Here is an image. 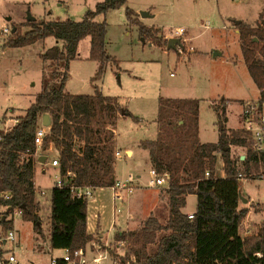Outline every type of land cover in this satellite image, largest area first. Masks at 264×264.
<instances>
[{
	"label": "rangeland",
	"instance_id": "374dc122",
	"mask_svg": "<svg viewBox=\"0 0 264 264\" xmlns=\"http://www.w3.org/2000/svg\"><path fill=\"white\" fill-rule=\"evenodd\" d=\"M101 1L0 0V22L11 27L19 25L24 33L31 29L26 24L29 15L82 21ZM128 8L136 22L129 19ZM142 12L148 16L143 17ZM104 19L107 21V49L114 59L107 63L101 80L97 79L100 64L90 58L91 37L83 39L78 57L70 62L65 92L94 94L98 85L104 95L117 97L134 115L120 117L115 128L116 149L121 151L120 156L115 155L116 177L141 175L139 185L134 192L125 193L123 199H115L110 187L96 188L88 198V229L93 232V240L87 246L89 254H95L99 245L101 250L110 253L103 264H116L123 258L135 259L132 252L135 242L131 239L118 242L114 238L116 233L139 231L150 215L162 222L169 217L165 187L147 185L152 165L149 152L140 146L141 140L158 138L161 98L199 100V136L203 143L218 141L220 127L216 105L226 99V127L248 138L242 112L246 103H260L261 89L244 60L239 32L243 23L264 24V0H127L124 6L96 17L99 22ZM237 20L241 23L237 24ZM141 25L168 40L180 38L181 43L168 49L166 44L141 35ZM179 28L184 29V35L176 34ZM11 34L0 30V114L18 117L26 114L42 89V79L49 70L42 54L62 42L48 37L31 45L13 47L6 45ZM133 147H136L135 156L130 158ZM239 147L242 146H231L233 156L246 154L247 148ZM38 150L48 156L47 163L38 165L35 171L36 199L42 202L39 215L44 237L34 230L33 221L17 213L13 215L12 227L19 242V258L27 263L49 264L53 256L63 254L61 249H52L50 241L51 189L60 172L59 166L51 164L58 158L53 146L46 151L41 147ZM243 169L241 193L247 202L242 201L241 206L264 205V164H251L246 172ZM217 170L219 175L224 173L221 158ZM196 205V196L189 195L184 210L193 213ZM263 220L264 212H256L252 207L242 224V233L255 232ZM101 234L103 241L99 238ZM92 258L88 263L94 264Z\"/></svg>",
	"mask_w": 264,
	"mask_h": 264
},
{
	"label": "trees",
	"instance_id": "16d2710c",
	"mask_svg": "<svg viewBox=\"0 0 264 264\" xmlns=\"http://www.w3.org/2000/svg\"><path fill=\"white\" fill-rule=\"evenodd\" d=\"M126 3L127 0H103L82 21L70 18L28 21L30 30L23 33L18 25L6 42L13 47L31 45L48 37L62 42L42 54L49 69L42 79V89L26 114L18 116L19 122L0 142V192L12 193L6 201V214L23 208V218L33 221L34 230L44 237L40 201L36 199L35 171L40 156L35 157L38 147L34 137L42 117L50 115V131L41 149L46 151L53 146L58 152L59 172L66 182L51 189L52 249H87L93 240L88 230V200L76 196L72 185L96 189L111 187L117 180L115 128L120 117L134 115L117 97L104 95L98 85L94 94H69L65 92V84L70 62L78 57L80 42L88 36L90 58L99 62L97 79L101 80L107 63L114 57L107 49V21H96V17ZM127 14L136 22L129 8ZM140 30L141 35L152 37L156 43L168 44V39L152 28L141 25ZM239 33L244 60L261 89L260 104H263L264 24L243 23ZM226 103L224 99L216 105L218 141L203 143L199 136V100L161 98L158 138L141 140L140 146L149 152L152 167L170 175L165 187L169 217L162 222L150 215L139 231L115 234L118 242L130 239L135 242L132 248L135 259L131 264H264V220L251 234L241 230L251 208L264 212V205L241 206L240 182L242 168L246 172L251 164H264V151L253 148L246 136L228 130ZM231 146L246 147L245 158L233 156ZM219 158L223 160L224 176L217 174ZM189 195L197 198L192 219L184 210ZM2 222L5 230L12 227L11 221Z\"/></svg>",
	"mask_w": 264,
	"mask_h": 264
},
{
	"label": "built area",
	"instance_id": "2783aa9c",
	"mask_svg": "<svg viewBox=\"0 0 264 264\" xmlns=\"http://www.w3.org/2000/svg\"><path fill=\"white\" fill-rule=\"evenodd\" d=\"M0 30L4 34H11L12 27L3 25L0 22ZM176 34L184 35V29L179 28L176 30ZM243 118V127L248 134V139L251 141L253 148L258 151H264V103H251L248 102L244 105L242 112ZM19 122V117L8 116L6 113L0 114V142L4 139L6 133L10 132L15 125ZM50 127L45 126L41 119V123L35 133V144L40 148L44 142V138L48 135ZM37 150L35 157H39L42 154ZM115 155L118 157L121 155V151L116 149ZM40 162V161H39ZM51 164L53 166H60L58 158L52 160ZM69 175L72 172H68ZM209 175V171L207 172ZM241 178L243 175H241ZM141 175L134 177L132 174L128 175L125 179H117L115 183L110 187L113 190V195L115 199H123L125 193H132L135 191L136 186L139 185ZM170 175L168 173H162L151 167L148 176L147 185L150 187H166L168 185ZM66 184L61 174L57 175L55 181V186L62 187ZM71 190L78 197H83L88 200L89 197L93 196L94 188L92 187H77L72 185ZM43 191V190H42ZM45 192L43 191V194ZM12 196V193L9 191L0 192V264H34L27 263L22 261L18 254L17 249L19 248V242L17 241L16 230L13 227H10L8 230H5L3 227V220H9L13 223L14 213H17L23 216V208H15L8 215L6 211L8 206L6 201L9 200ZM4 217H6L4 219ZM189 217L193 218V213L189 214ZM13 225V224H12ZM249 232V231H248ZM247 232V233H248ZM123 242V241H122ZM63 254L60 256H53L50 259L49 264H90L88 263L92 255V261L94 264H103V262L108 258L109 251L101 250V247L98 245L95 254H89V249H74L69 248L61 249ZM132 260H121V263L116 264H131Z\"/></svg>",
	"mask_w": 264,
	"mask_h": 264
},
{
	"label": "water",
	"instance_id": "95a60500",
	"mask_svg": "<svg viewBox=\"0 0 264 264\" xmlns=\"http://www.w3.org/2000/svg\"><path fill=\"white\" fill-rule=\"evenodd\" d=\"M142 16L143 17H146V16H148V13H146V12H142ZM10 19V18H9ZM36 20V17H34V16H32V15H29V17H28V21H35ZM236 23L237 24H240L241 23V20H237L236 21ZM16 31V28H15V30L14 31H12V32H15ZM144 40V39H143ZM181 43V39L180 38H170L169 40H168V44H167V47H168V49H174L175 47H176V45L177 44H180ZM42 121H43V124L45 125V126H48V127H50L51 126V122H52V120H51V117H50V115H48V114H45L43 117H42ZM47 159H48V156L47 155H42V156H40V158H39V161L41 162V163H46V161H47ZM242 159H244V156H242ZM243 198V201L244 202H247V199L246 198H244V197H242ZM6 217H4V219H5Z\"/></svg>",
	"mask_w": 264,
	"mask_h": 264
},
{
	"label": "crops",
	"instance_id": "0c3cea01",
	"mask_svg": "<svg viewBox=\"0 0 264 264\" xmlns=\"http://www.w3.org/2000/svg\"><path fill=\"white\" fill-rule=\"evenodd\" d=\"M36 17V16H35ZM38 19H42V17H36V20H38ZM10 20H11V17H10ZM45 20H50V19H45ZM17 26H13L12 27V30L14 31L15 30V28H16ZM260 99V98H259ZM243 123V122H242ZM134 148H136V147H133V148H131L130 149V151H131V156H129L130 158H133L134 156H135V151H136V149H134ZM236 148H237V146H236ZM239 148H242V147H239ZM137 149H138V147H137ZM234 150V149H233ZM126 153L128 154L129 153V150L128 149H126ZM42 154V153H41ZM240 156H241V159H242V156H244V158H245V155H243V153H240L239 154ZM42 156V155H41ZM48 161V160H47ZM47 163V162H46ZM40 164H42L43 165V163H38L37 164V166L38 165H40ZM56 167V166H55ZM116 172H117V165H116ZM117 175V174H116ZM220 175H222V176H224V173L223 174H220ZM241 179H243L244 180V176H243V178H241ZM35 184H36V181H35ZM36 188H37V186H36ZM40 203H42L41 201H40ZM195 210V209H194ZM194 210H192V212L194 211ZM259 224V223H258ZM128 228V227H127ZM89 230V229H88ZM121 231V230H120ZM89 232H91V231H89ZM91 233H93V232H91ZM99 238L101 239V241H103V235L101 234V235H99Z\"/></svg>",
	"mask_w": 264,
	"mask_h": 264
}]
</instances>
